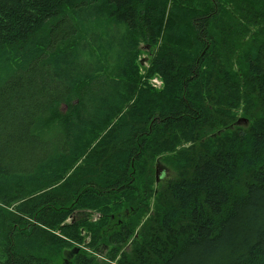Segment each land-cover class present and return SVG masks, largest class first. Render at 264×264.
<instances>
[{"label":"trees","instance_id":"1","mask_svg":"<svg viewBox=\"0 0 264 264\" xmlns=\"http://www.w3.org/2000/svg\"><path fill=\"white\" fill-rule=\"evenodd\" d=\"M263 22L264 0H0V264H264ZM178 145L131 250L73 245L146 212L149 163Z\"/></svg>","mask_w":264,"mask_h":264},{"label":"rangeland","instance_id":"2","mask_svg":"<svg viewBox=\"0 0 264 264\" xmlns=\"http://www.w3.org/2000/svg\"><path fill=\"white\" fill-rule=\"evenodd\" d=\"M260 25H264V22L263 24H259V26ZM148 49H149L148 47H144V49H142V52L140 54V59H144L142 61L143 64L141 63V68H140L141 70L143 69L142 71L143 73H145V68H147L152 63V58L154 54L157 53V49L155 48H152V52L150 50L149 52H147ZM155 77L156 76L150 78L148 82L152 85L153 88L161 89L163 87V80L161 78L157 80L155 79ZM245 121L246 120L244 118H240L238 121V124L242 125V122H245ZM221 132L222 131H220V133ZM209 135L214 136L215 134L211 133ZM184 143H188V142H184ZM180 145H178L176 150L163 151L158 156V159H154L152 162L149 163V166L151 168H154L155 170L154 172L150 173V176H148V179L150 181V187L153 189V192L150 194V196L147 199L148 204L146 206L147 207L146 212L140 209V210H137L136 213L132 211L129 214H126L125 217H123V214H121L120 212L117 214L113 213L111 214V217H108L106 219V223L104 224V227L101 230L95 231L96 233L98 232L96 235L92 233L91 231H89L88 229L83 228L81 229V235L84 237V241L77 242L76 244H73V243L72 244L76 245V247H79V248L82 247L86 251L88 256L96 257V260L99 262L102 260L109 262L111 261L112 257H116L115 260H118L121 255V249L126 250V251L131 250L133 246L132 242H134L135 239L139 237L140 235L139 231L141 232L142 225L145 223L147 218H149L152 213H155L158 207H160V202L158 199L160 196V191L164 189V185L166 184L167 179H170V178L172 179L174 178L176 173L178 174V170L176 169V164H177L176 158L181 156L180 153L182 152V149L184 148V146L179 147ZM151 148H159V147L153 145L151 146ZM184 157L186 158L187 156H184ZM157 166H159V172H160L159 179H157V176H156ZM139 196L144 197L142 191L139 194ZM139 212H142V213H139ZM85 214H88L89 216ZM114 214H116L119 218H116ZM82 216L89 217L90 223L94 225H97L96 223L100 221L101 219L100 214L95 211L77 210L75 211V213L71 214V217L68 218L67 223L75 222L77 218L82 217ZM119 219L124 223V225L131 226V229L133 232L132 234H130L129 238L126 239L123 243H121L120 245H115L112 243V240L105 241V239L102 236H100V233H102L103 235H106L109 232L110 234H114V232L116 230H119L121 227L118 223ZM72 246L70 249L73 248ZM105 247H109L108 251H107V248ZM114 247H119V251H116ZM98 248L100 249L98 250ZM64 252L65 250L56 254L53 264H75L74 258H73L74 254L64 253ZM48 253H55V251L54 252L47 251L45 255H48Z\"/></svg>","mask_w":264,"mask_h":264},{"label":"bare ground","instance_id":"3","mask_svg":"<svg viewBox=\"0 0 264 264\" xmlns=\"http://www.w3.org/2000/svg\"><path fill=\"white\" fill-rule=\"evenodd\" d=\"M242 37V36H241ZM230 41V40H229ZM225 44V43H224ZM225 47V46H224ZM219 49V48H218ZM235 49V48H234ZM221 51V50H220ZM227 52V51H226ZM230 52V51H229ZM211 53V52H210ZM224 53V52H223ZM235 56V55H234ZM236 57V56H235ZM230 58V57H229ZM237 58V57H236ZM206 62V61H205ZM216 62V61H215ZM236 62V61H235ZM208 63V62H207ZM211 64H212V62H211ZM208 65V64H207ZM213 68V67H212ZM224 69V68H223ZM208 71V70H207ZM209 72V71H208ZM207 73V72H206ZM135 101V100H134ZM138 111V110H137ZM136 111V112H137ZM132 111H130V113H131ZM131 116V115H130Z\"/></svg>","mask_w":264,"mask_h":264},{"label":"water","instance_id":"4","mask_svg":"<svg viewBox=\"0 0 264 264\" xmlns=\"http://www.w3.org/2000/svg\"><path fill=\"white\" fill-rule=\"evenodd\" d=\"M158 162V161H157ZM159 166H157V170H156V176H157V179H159Z\"/></svg>","mask_w":264,"mask_h":264},{"label":"flooded vegetation","instance_id":"5","mask_svg":"<svg viewBox=\"0 0 264 264\" xmlns=\"http://www.w3.org/2000/svg\"><path fill=\"white\" fill-rule=\"evenodd\" d=\"M148 48H149V47H148ZM149 49H150V48H149ZM149 49H148V51H149ZM118 223H119V224H121V223H122V221L119 219V220H118Z\"/></svg>","mask_w":264,"mask_h":264}]
</instances>
